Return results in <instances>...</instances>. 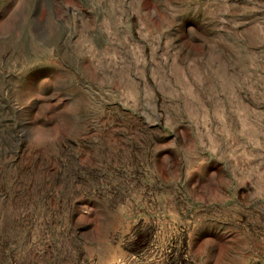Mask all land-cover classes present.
Returning <instances> with one entry per match:
<instances>
[{"label": "rangeland", "instance_id": "1", "mask_svg": "<svg viewBox=\"0 0 264 264\" xmlns=\"http://www.w3.org/2000/svg\"><path fill=\"white\" fill-rule=\"evenodd\" d=\"M0 264H264V0H0Z\"/></svg>", "mask_w": 264, "mask_h": 264}]
</instances>
